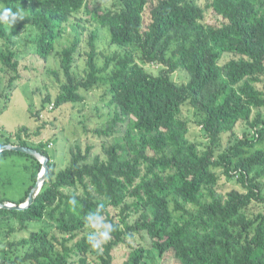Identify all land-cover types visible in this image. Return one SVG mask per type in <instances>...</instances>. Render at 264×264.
I'll return each instance as SVG.
<instances>
[{
  "label": "trees",
  "instance_id": "16d2710c",
  "mask_svg": "<svg viewBox=\"0 0 264 264\" xmlns=\"http://www.w3.org/2000/svg\"><path fill=\"white\" fill-rule=\"evenodd\" d=\"M0 4L29 14L38 32L33 52L43 59L53 54L55 40L82 8L98 27L108 29L111 44L126 49L99 67L91 35L84 75L78 77L72 65L80 38L73 29L72 42L57 53L64 77L60 91L42 103L44 110L52 102L47 109L52 111L82 101L81 91L105 85L115 115L93 133L110 137L117 125L125 129L121 140L103 149L104 158L91 159V145L76 147L68 165L56 170L45 144L22 138L28 136L26 127L12 136L15 142L5 140L3 145L32 148L49 159L45 180L29 206L0 208V232L8 220L19 230L29 222L43 224L26 239L8 242L9 248H27L11 264H144L151 256L160 264H264V212H252L264 207V117L259 112L264 109V0H114L112 8L93 15L85 0ZM5 25L0 24V39L9 43L21 27L7 33ZM0 65L11 85L19 77L11 50L0 52ZM147 65L161 69L153 75ZM177 71L188 76L185 83L173 80ZM185 108L191 121L183 116ZM241 122L242 138L223 144ZM190 123L203 130L205 144L188 139ZM7 155L30 157L0 152V157ZM30 158L32 186L18 201L1 199L0 204L27 200L41 168ZM221 177L235 179L243 191L218 194ZM73 197L76 205L69 203ZM100 205L114 231L95 249L87 240L85 217ZM51 230L68 238L59 241L49 236ZM136 236L148 241L147 249L134 243ZM121 246L126 250L117 259L114 253Z\"/></svg>",
  "mask_w": 264,
  "mask_h": 264
},
{
  "label": "rangeland",
  "instance_id": "374dc122",
  "mask_svg": "<svg viewBox=\"0 0 264 264\" xmlns=\"http://www.w3.org/2000/svg\"><path fill=\"white\" fill-rule=\"evenodd\" d=\"M85 2L86 4L89 3L88 8L93 15L112 8L114 0H85ZM204 4L203 2L202 5ZM0 6L3 5L0 4ZM21 11L24 14L23 20H18L13 27L5 25L7 33L21 27L18 35L12 38L9 43L0 39V52L6 49L11 50L19 64V77L11 85L8 83L10 74H6L0 65V147L3 146L7 138H11V141L15 142L16 139L12 136L19 128L26 127L28 136L23 134L22 138L30 144H45L46 152L55 164L56 170L64 169L68 165L70 152L76 147L84 150L86 145H91V159L95 156L104 158L103 149L114 141L121 140V133L125 129L124 126L117 125L114 134L110 137L97 136L93 133L94 129H105L115 115L114 107L108 105L109 97L106 94L107 87L105 85L98 84L90 91H81L82 101L64 104L52 111L47 110L52 107V102L45 104L44 110H42V103L47 96L53 101L60 91L59 86L64 81V77L60 70L57 53L72 42L76 33L74 30L78 32L80 44L77 50L78 54L74 55L72 71L78 77L84 75L85 53L89 50L88 43L91 35L95 36L96 63L99 67L103 66L106 57H112L113 54L121 56V54H125L124 50L126 49L111 44L108 29L98 27L88 18L86 9L82 8L69 19L63 34L55 40L53 54L47 60L43 59L33 52L36 47L38 32L33 27L29 14L24 10ZM210 18L212 15L209 10L205 15V21L210 22ZM133 58L138 62L137 54H133ZM112 69L113 64L110 65L109 71ZM160 69L161 67L156 65L145 66V70L153 75L158 74ZM51 71H56L57 76L48 73ZM173 80L177 83H185L188 76L183 71H177L173 74ZM259 112L264 117V109H260ZM35 113H38V116H35ZM190 115L191 111L185 108L183 111L185 119L191 121ZM244 126L242 122L239 123L232 135L224 136L223 144L226 145L229 139L242 138ZM187 137L197 144L206 143L203 130L191 123ZM31 163L30 157L21 155L0 157V200L16 202L25 195L32 186L31 171L29 170ZM261 182L264 185V177ZM229 189L243 191L235 179L228 180L221 177L218 182L217 193L223 195ZM258 211L264 212V207L252 209L253 213ZM4 223L5 225L0 232V264H11L9 260L13 259L15 255H24L27 248H9L8 242L26 239L33 229L43 224L29 222L26 224V229L19 230L18 224L14 220H8ZM52 235L59 241L68 238L67 235H59L54 230L49 233V236ZM73 243H68L67 248H71ZM134 243L140 244L145 249L148 248V241L146 239L141 240L139 236H136ZM53 245L60 249L59 244L53 242ZM119 248L122 251L114 253L117 259L121 258L124 254L123 250H126L125 246ZM4 257L7 258L6 263L3 262ZM14 264L29 263L16 262ZM144 264H160V261L154 260L151 256V260L150 258L146 259Z\"/></svg>",
  "mask_w": 264,
  "mask_h": 264
},
{
  "label": "clouds",
  "instance_id": "9594fccd",
  "mask_svg": "<svg viewBox=\"0 0 264 264\" xmlns=\"http://www.w3.org/2000/svg\"><path fill=\"white\" fill-rule=\"evenodd\" d=\"M24 14L20 10L13 11L11 7L0 6V24H6L13 27L18 20H23ZM71 205H76L75 197L69 200ZM102 205L98 206L95 212H90L85 217V224L90 229L87 235L89 244L99 249L104 243L111 239V233L114 231V225L108 222L101 214Z\"/></svg>",
  "mask_w": 264,
  "mask_h": 264
},
{
  "label": "water",
  "instance_id": "95a60500",
  "mask_svg": "<svg viewBox=\"0 0 264 264\" xmlns=\"http://www.w3.org/2000/svg\"><path fill=\"white\" fill-rule=\"evenodd\" d=\"M6 150H12L15 152H19V153L28 155V156L36 159L41 164V170H40V173H38L36 184L30 190L28 197H27V200L23 204H20V205L11 204V203L0 204V208L12 209V210H23L29 206V204L32 201V197L35 196L38 193V191L40 190V188H41V186L45 180L46 174L48 172V161H49V159L47 157L41 155L40 153H38L36 150H34L32 148L23 147V146H19V145L7 144V145H3L0 147V152L6 151Z\"/></svg>",
  "mask_w": 264,
  "mask_h": 264
}]
</instances>
